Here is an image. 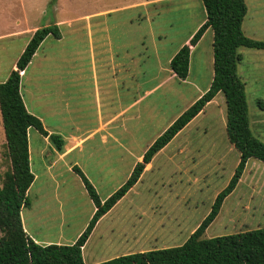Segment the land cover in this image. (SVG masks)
Returning <instances> with one entry per match:
<instances>
[{
  "label": "rangeland",
  "instance_id": "rangeland-1",
  "mask_svg": "<svg viewBox=\"0 0 264 264\" xmlns=\"http://www.w3.org/2000/svg\"><path fill=\"white\" fill-rule=\"evenodd\" d=\"M245 1L248 13L243 30L248 37L264 41V0ZM206 17L203 0H0V83L8 79L36 29L56 23L62 37L45 39L22 78L21 91L29 110L55 130L52 134L63 138L97 128L100 109L115 117L114 137L107 143L99 133L69 151L71 142L66 138L60 148L35 128L29 130L31 168L37 178L22 219L39 243H75L95 212L73 166L81 168L105 201L127 181L149 146L210 88L212 30L192 54L187 79L179 78L170 66L181 45ZM92 36H110L113 41L106 50L100 43L105 39L94 40V52L102 49L95 66L89 42ZM122 41L124 46L128 42V71L100 62V58L124 61L125 50L119 49ZM239 52L238 71L246 82L251 129L264 142V49L241 47ZM45 69H60L67 83L76 74L75 90L69 85L66 87L72 92L57 93L60 88L52 80L57 76H45ZM48 81L55 93L45 98ZM71 93L73 99L66 101ZM127 103L128 119L120 112ZM123 119L128 121L123 124ZM5 144L0 115V183L11 164ZM239 161L240 153L227 133L226 99L219 93L157 153L139 182L101 217L83 248L85 262L97 264L183 244L228 186ZM52 162L50 170L48 163ZM263 226L264 161L251 158L205 236ZM2 235L0 230V238Z\"/></svg>",
  "mask_w": 264,
  "mask_h": 264
},
{
  "label": "trees",
  "instance_id": "trees-1",
  "mask_svg": "<svg viewBox=\"0 0 264 264\" xmlns=\"http://www.w3.org/2000/svg\"><path fill=\"white\" fill-rule=\"evenodd\" d=\"M207 17L192 38L170 61L172 72L185 80L190 73L193 50L208 29L213 32L214 74L210 88L183 112L146 150L127 181L103 201L80 167L74 170L85 183L95 212L86 229L73 244H46L36 241L24 227L22 209L30 204L29 190L35 181L31 168L29 130L35 128L59 143L64 138L50 134L40 117L30 112L21 91L24 74L45 39L61 38L59 25L42 26L0 83V110L6 136L10 167L0 183V264H87L83 248L101 217L107 214L140 180L154 157L165 148L205 107L223 93L227 105V133L238 149L240 161L228 186L216 197L208 215L181 245L121 255L97 264H264V226L232 234L206 237L205 232L218 217L224 201L236 189L251 158L264 161V142L251 129L246 82L239 74L241 47L264 49V41L248 37L243 22L248 13L245 0H203Z\"/></svg>",
  "mask_w": 264,
  "mask_h": 264
},
{
  "label": "crops",
  "instance_id": "crops-1",
  "mask_svg": "<svg viewBox=\"0 0 264 264\" xmlns=\"http://www.w3.org/2000/svg\"><path fill=\"white\" fill-rule=\"evenodd\" d=\"M204 21L205 20H203L198 26H197V28L195 29V32H196V30L204 23ZM209 30H211V29H208L207 31H206V33L209 31ZM206 33H205V35H206ZM212 34H213V32H212ZM205 35L203 36V38L201 39V41L198 43V45L196 46V48L199 46V44L202 42V40L204 39V37H205ZM123 38V37H122ZM58 39H60V38H58ZM95 39H98V40H100V39H105V42H100L102 45H103V47L106 49V50H108V47L110 48V45H111V43H113V41H111L112 40V38L110 37V36H108V37H105V38H96V37H94V36H92V37H90L89 38V42L91 43V46H90V50H91V61H92V63H94V66H95V62L97 61V59L99 58L98 56H102V49H100V51L98 52V53H96V51L94 52V40ZM124 39V38H123ZM122 39V40H123ZM188 41L190 40V39H187ZM186 40V42H188ZM185 42V43H186ZM184 44V43H183ZM182 44V45H183ZM181 45V46H182ZM195 48V49H196ZM119 49L121 50H125V54H126V56H125V60L124 61H118V62H115V61H113L111 58L110 59H108V58H100V62H102V63H104V64H110V63H112V64H117V65H119L120 67H122V68H126V70L128 71V65H129V63H128V54H129V49H128V42L126 41L125 42V46H124V42L122 41V44L121 45H119ZM195 49L193 50V53H194V51H195ZM92 53H94V54H92ZM192 53V54H193ZM110 56L109 57H112V54H109ZM191 59H192V55H191ZM191 59H190V68H191ZM96 64H97V62H96ZM47 70V73L45 72V76L46 75H51V77H55V76H57L56 77V81L54 80V79H52L53 80V82L54 83H56L57 85H58V88H60V89H57V93H59L60 94V91L62 92V93H64V91H70V92H72V90L71 89H68V87H66V86H69V85H71L73 88V90H75L74 88H75V85L77 84L76 82H75V77H76V74H74V76L72 77V78H70V80H71V82L72 83H67L66 82V80L67 79H63V78H61V70L60 69H53V70H51L50 72H49V70L48 69H45V71ZM49 85H47V87L45 88L46 90H45V98L46 97H50L51 95H54V93H55V91H51V88H50V81H48L47 82ZM67 84V85H66ZM65 85V86H64ZM74 92V91H73ZM73 97H74V93H71V94H68L66 97H65V100L66 101H70V99H73ZM97 98H98V100L100 99V96H99V92L97 93ZM26 103V102H25ZM101 103V102H100ZM66 104H67V107L69 106V103L68 102H66ZM27 105V104H26ZM27 108H28V110H29V107L27 106ZM30 111V110H29ZM31 112V111H30ZM120 112L121 113H125V114H123V116L125 117V118H129V115H128V112H129V104L127 103V105H122V108H121V110H120ZM119 112V113H120ZM34 114V113H33ZM53 114V113H52ZM55 114L57 115V113H56V111H55ZM0 115H1V121H2V114H1V110H0ZM54 115V114H53ZM55 116V115H54ZM114 115L112 114V113H110V115H109V117H108V114H106V115H104L103 113H102V110L100 109V114H99V125L97 126V128H95V129H87L86 131H83V132H80V133H70L69 135H66L65 137H64V140H65V138H66V141H70L71 142V145H70V147H69V149H68V151L69 150H73V149H75V148H77V147H81L85 142H87L89 139H91L92 137H94V136H96L97 134H99V133H101V139L103 140V141H105L106 143L110 140V138H113L114 137V130H113V126H112V124H113V122H114ZM128 120H125V122H127ZM124 122V119H123V124L125 123ZM44 123V122H43ZM2 124H3V121H2ZM44 125H45V128L48 130V132L50 133V134H52V133H56L55 132V130L54 129H50L45 123H44ZM3 128H4V126H3ZM5 131V130H4ZM59 134V133H58ZM6 137V136H5ZM50 138V136H45V139H49ZM65 143V142H64ZM62 151H63V149H62ZM68 151L66 150L65 151V154H61L60 155V158L61 159H63V157H64V155H66V153H68ZM30 154H31V149H30ZM31 156V155H30ZM142 158V157H141ZM140 158V159H141ZM54 162H52V164H50V163H48V167H51V169L50 170H52L54 167H52V165L54 166V164H53ZM75 166H77V165H75ZM75 166H73V170H74V167ZM79 167V166H78ZM75 171V170H74ZM53 176H56L54 173H53ZM36 178H37V176H36V174H35V180H36ZM54 181H56L57 182V180L56 179H54ZM23 220V219H22ZM24 223V222H23ZM24 227H25V225H24ZM26 229V228H25ZM27 230V229H26ZM80 236V235H79ZM34 238V237H33ZM35 239V238H34ZM36 240V239H35ZM77 240V239H76ZM37 241V240H36Z\"/></svg>",
  "mask_w": 264,
  "mask_h": 264
}]
</instances>
